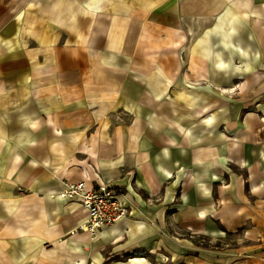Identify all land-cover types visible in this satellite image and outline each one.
Returning a JSON list of instances; mask_svg holds the SVG:
<instances>
[{"label": "crops", "instance_id": "obj_1", "mask_svg": "<svg viewBox=\"0 0 264 264\" xmlns=\"http://www.w3.org/2000/svg\"><path fill=\"white\" fill-rule=\"evenodd\" d=\"M145 261L264 264V0H0V264Z\"/></svg>", "mask_w": 264, "mask_h": 264}, {"label": "built area", "instance_id": "obj_2", "mask_svg": "<svg viewBox=\"0 0 264 264\" xmlns=\"http://www.w3.org/2000/svg\"><path fill=\"white\" fill-rule=\"evenodd\" d=\"M120 193L119 188L107 182L88 184L81 179L63 182L58 194L62 198H76L86 214L76 231L86 232L90 239H94L103 226H110L128 215L129 207L119 199Z\"/></svg>", "mask_w": 264, "mask_h": 264}, {"label": "rangeland", "instance_id": "obj_3", "mask_svg": "<svg viewBox=\"0 0 264 264\" xmlns=\"http://www.w3.org/2000/svg\"><path fill=\"white\" fill-rule=\"evenodd\" d=\"M239 85V84H238ZM238 85H235L234 87H232L231 89H233V88H237L238 87ZM139 257H141V258H143L144 260H145V255H140ZM133 259V258H132ZM147 264H152V263H150L149 261H145Z\"/></svg>", "mask_w": 264, "mask_h": 264}]
</instances>
